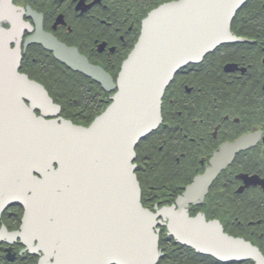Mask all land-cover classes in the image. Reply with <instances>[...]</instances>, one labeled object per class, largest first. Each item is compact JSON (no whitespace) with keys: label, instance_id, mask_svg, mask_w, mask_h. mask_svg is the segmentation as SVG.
Listing matches in <instances>:
<instances>
[{"label":"water","instance_id":"obj_1","mask_svg":"<svg viewBox=\"0 0 264 264\" xmlns=\"http://www.w3.org/2000/svg\"><path fill=\"white\" fill-rule=\"evenodd\" d=\"M246 1L173 0L153 9L116 81L70 53L74 69L116 90L106 109L83 126L37 115L26 103L46 93L19 70L22 54L11 42L22 30L3 26L6 17L15 25L23 8L0 0V210L24 205L21 228L10 235L43 252L38 264H158L160 214L179 244L224 263L264 264L251 242L188 214L183 205L194 191L179 197L178 209L145 207L134 163L136 145L162 120V98L175 73L222 43L245 41L233 34L231 22ZM246 143L237 141L233 150Z\"/></svg>","mask_w":264,"mask_h":264},{"label":"flooded vegetation","instance_id":"obj_2","mask_svg":"<svg viewBox=\"0 0 264 264\" xmlns=\"http://www.w3.org/2000/svg\"><path fill=\"white\" fill-rule=\"evenodd\" d=\"M11 1L24 11L15 25L3 21L8 30H22L11 42L22 54L19 70L46 93L26 103L47 119L88 126L114 91L74 69L70 53L116 81L145 18L171 0ZM231 30L245 41L222 43L177 71L163 96L162 121L138 142L134 162L147 208L178 209L179 197L194 191L183 205L190 216L218 222L264 255V0H247ZM244 138L246 145L233 150ZM24 212L21 203L0 210V264H38L43 255L10 235L20 230ZM157 219L160 239L163 232L171 238L168 217Z\"/></svg>","mask_w":264,"mask_h":264},{"label":"trees","instance_id":"obj_3","mask_svg":"<svg viewBox=\"0 0 264 264\" xmlns=\"http://www.w3.org/2000/svg\"><path fill=\"white\" fill-rule=\"evenodd\" d=\"M160 247L164 252L158 264H254L253 261L242 263H223L213 256L197 252L191 247L176 243L163 232L160 239Z\"/></svg>","mask_w":264,"mask_h":264}]
</instances>
